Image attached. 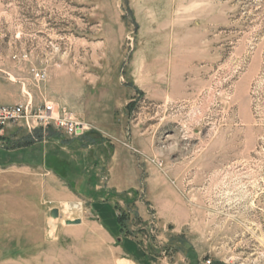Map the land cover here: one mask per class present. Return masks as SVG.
Here are the masks:
<instances>
[{"label":"rangeland","instance_id":"rangeland-1","mask_svg":"<svg viewBox=\"0 0 264 264\" xmlns=\"http://www.w3.org/2000/svg\"><path fill=\"white\" fill-rule=\"evenodd\" d=\"M7 104L89 129L0 142V264H264V0H0Z\"/></svg>","mask_w":264,"mask_h":264},{"label":"built area","instance_id":"built-area-1","mask_svg":"<svg viewBox=\"0 0 264 264\" xmlns=\"http://www.w3.org/2000/svg\"><path fill=\"white\" fill-rule=\"evenodd\" d=\"M11 125L23 126L30 132L55 125L58 130L72 136H80L89 129L86 124L76 121L64 109L56 111L53 104H44L34 111L23 104L0 105V136ZM206 263L209 264L210 260Z\"/></svg>","mask_w":264,"mask_h":264},{"label":"crops","instance_id":"crops-1","mask_svg":"<svg viewBox=\"0 0 264 264\" xmlns=\"http://www.w3.org/2000/svg\"><path fill=\"white\" fill-rule=\"evenodd\" d=\"M5 131L7 132V134H11V136L10 135L9 136H7V135L6 136L5 135L0 136V142L11 140L12 142L13 141L16 142V144H17L15 146V148L9 149V150L13 151V150H16L17 148H21L24 146H31V139H30L31 138V132L26 130V128H24L23 126L11 125V126H8ZM19 131H22V133H24V131H25L27 134V137H29L26 144H23L20 141V135L18 134ZM42 131H43V133H47L46 128L43 129ZM35 132H36V130H35ZM22 141H23V139H22ZM31 164H33V163H31ZM31 164H29V163H19V164L12 163V164L6 165V168L4 170L0 166V188L3 187V183H2L3 181H7V182L16 181L17 182V181L21 180L22 179L21 175L26 173L27 169L29 170V168H30L29 166ZM64 194L65 193H63L62 196ZM105 230L107 233H109L112 236L117 237L120 234L119 227H118V231H109L106 228H105ZM120 236H121V234H120ZM121 239H123V246L126 248V250L131 252L132 255H136L140 249L139 248L140 246L139 247L133 246L135 241L132 240L130 237H128V235L127 236L124 235ZM125 244H127L128 248L126 247ZM140 251H141V249H140ZM177 252H181V254H182L181 256L178 255L177 264H183V262L185 261L184 259H186V261L188 260L187 251L185 252L184 250L177 249ZM181 261H182V263H181ZM184 263H186V262H184ZM187 264H189V262H187Z\"/></svg>","mask_w":264,"mask_h":264},{"label":"trees","instance_id":"trees-1","mask_svg":"<svg viewBox=\"0 0 264 264\" xmlns=\"http://www.w3.org/2000/svg\"><path fill=\"white\" fill-rule=\"evenodd\" d=\"M49 128L50 127H47L46 129H47V131L49 130ZM39 130V129H38ZM37 130V131H38ZM118 221H119V229H120V231L121 230H125L126 229V224L124 223L125 222V216L123 215V214H121V215H118ZM129 230H127V232H128Z\"/></svg>","mask_w":264,"mask_h":264}]
</instances>
